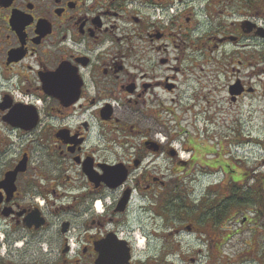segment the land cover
<instances>
[{
  "label": "flooded vegetation",
  "instance_id": "flooded-vegetation-1",
  "mask_svg": "<svg viewBox=\"0 0 264 264\" xmlns=\"http://www.w3.org/2000/svg\"><path fill=\"white\" fill-rule=\"evenodd\" d=\"M222 59L232 102L257 92L240 75H264V0H0V264H159L130 221L135 202L147 216L155 201L188 211L213 193L219 219L243 182L264 188L256 169L205 159L218 148L195 141L212 102L201 75L229 71ZM178 107L200 111L181 132L187 160L178 136L162 144L142 124ZM219 172L193 198L189 185ZM184 233L207 258L225 240L191 223L171 234Z\"/></svg>",
  "mask_w": 264,
  "mask_h": 264
},
{
  "label": "rangeland",
  "instance_id": "rangeland-1",
  "mask_svg": "<svg viewBox=\"0 0 264 264\" xmlns=\"http://www.w3.org/2000/svg\"><path fill=\"white\" fill-rule=\"evenodd\" d=\"M253 59H246L245 62H253ZM220 62V66L227 67L229 71L223 72L217 70L218 66H210L212 71H206L201 75V83L207 87L206 92L210 93L212 102L207 105L209 114L206 117L204 113L201 114L200 119L196 121L195 130L192 129L193 116L200 111L186 107L174 108L175 112L173 111L169 116L162 115L156 121L147 119L142 124L149 129L158 130L159 138L157 139L162 144L168 142L169 135L178 136L172 142V147L181 152L183 159H189V154L180 150L181 143L185 144L187 139V136L181 132L185 133L191 129L199 131V135L203 134L201 142L197 135L195 136V141L201 150L207 146L212 149L214 146L218 148L216 153H206L205 159L217 157L220 160L235 163L243 172L246 170L252 172L256 169V175H264V75L252 77L250 68L243 70L245 66L251 65L239 66L243 70L240 77L245 82L250 81L251 85H256L258 90L255 93L246 94L235 103L229 99L227 93V85L234 80L231 71L232 62L228 59H222ZM201 67L207 66L201 64L199 68ZM193 84L198 86L196 80ZM158 163L162 172L168 174L170 167L166 165L171 162L166 158H160ZM221 176L222 173L219 172L208 179H202L198 184L193 182L187 190L191 192L193 188L196 191L193 198H199L201 194L198 191L204 192L207 183L219 180ZM224 188L220 189L221 192L227 191ZM261 191L262 187L258 178H251L248 183L243 182L239 189L240 195L243 196L238 200L237 198L233 200L232 197L225 198L221 202L222 211L218 220H215L217 200L213 193H210L209 199L198 209L188 208V211H176L172 205V198H167L161 203L155 201L149 205L156 210L147 216L140 212V207L145 205V201L135 202L132 206L134 212L131 214L130 221L136 228V234L142 230L145 231L146 235L140 234V236H145L144 243L149 245V249L157 256L159 264L173 262L175 264L181 261L184 254L188 258L191 257L190 255L198 257L197 264H264V217L256 214L257 209H264V196ZM246 194L249 195L248 200L241 203ZM197 205L198 203L195 206ZM245 218H248V221L244 224ZM186 223L195 225L197 231L202 230L211 237L219 238L217 234L222 233L225 235V240L219 238L217 246L210 250L207 258L205 252L198 253L202 243L198 235L171 234L176 227L180 229ZM232 233L233 236H230ZM227 235L230 236L228 241H226ZM221 242L222 246H220Z\"/></svg>",
  "mask_w": 264,
  "mask_h": 264
},
{
  "label": "trees",
  "instance_id": "trees-1",
  "mask_svg": "<svg viewBox=\"0 0 264 264\" xmlns=\"http://www.w3.org/2000/svg\"><path fill=\"white\" fill-rule=\"evenodd\" d=\"M261 193H262V196H264V188H262V191H261ZM243 196V195H242ZM241 195H240V197H242ZM248 197H249V195L248 194H246V196H244L243 198H242V200H244V201H241V203H243V202H245L246 200H248ZM234 200V199H233ZM217 211V210H216ZM221 214V213H220ZM256 214L258 215H262L263 217H264V209H257L256 210ZM215 220H218V218H216ZM253 230H255V229H253Z\"/></svg>",
  "mask_w": 264,
  "mask_h": 264
},
{
  "label": "bare ground",
  "instance_id": "bare-ground-1",
  "mask_svg": "<svg viewBox=\"0 0 264 264\" xmlns=\"http://www.w3.org/2000/svg\"><path fill=\"white\" fill-rule=\"evenodd\" d=\"M140 244H143L144 243V239L143 238H140Z\"/></svg>",
  "mask_w": 264,
  "mask_h": 264
}]
</instances>
